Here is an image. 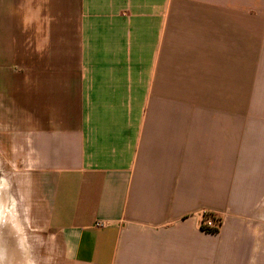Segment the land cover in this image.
<instances>
[{
  "label": "crops",
  "instance_id": "1",
  "mask_svg": "<svg viewBox=\"0 0 264 264\" xmlns=\"http://www.w3.org/2000/svg\"><path fill=\"white\" fill-rule=\"evenodd\" d=\"M0 122L55 264H264V0H0Z\"/></svg>",
  "mask_w": 264,
  "mask_h": 264
},
{
  "label": "rangeland",
  "instance_id": "2",
  "mask_svg": "<svg viewBox=\"0 0 264 264\" xmlns=\"http://www.w3.org/2000/svg\"><path fill=\"white\" fill-rule=\"evenodd\" d=\"M11 140L0 131V264H55L63 250L47 226V187L33 189Z\"/></svg>",
  "mask_w": 264,
  "mask_h": 264
},
{
  "label": "trees",
  "instance_id": "3",
  "mask_svg": "<svg viewBox=\"0 0 264 264\" xmlns=\"http://www.w3.org/2000/svg\"><path fill=\"white\" fill-rule=\"evenodd\" d=\"M209 219H211V220H213L214 222H216V223L219 225V227H220V225H221V220H220V219L212 218V217H210V216H206V217L203 219V221L201 222V229H202L203 231L207 232V233L217 234V233L219 232V227H218V228H208V227L204 226L203 223H204L205 221L209 220Z\"/></svg>",
  "mask_w": 264,
  "mask_h": 264
},
{
  "label": "built area",
  "instance_id": "4",
  "mask_svg": "<svg viewBox=\"0 0 264 264\" xmlns=\"http://www.w3.org/2000/svg\"><path fill=\"white\" fill-rule=\"evenodd\" d=\"M203 224L204 226L208 228H218L219 227V225L211 219L205 221Z\"/></svg>",
  "mask_w": 264,
  "mask_h": 264
},
{
  "label": "bare ground",
  "instance_id": "5",
  "mask_svg": "<svg viewBox=\"0 0 264 264\" xmlns=\"http://www.w3.org/2000/svg\"><path fill=\"white\" fill-rule=\"evenodd\" d=\"M10 194V193H9ZM20 237V236H19Z\"/></svg>",
  "mask_w": 264,
  "mask_h": 264
}]
</instances>
